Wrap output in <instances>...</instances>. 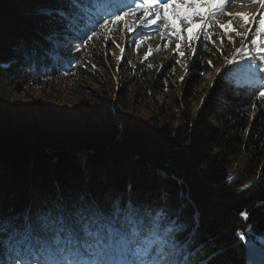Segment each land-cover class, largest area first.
Masks as SVG:
<instances>
[{
    "label": "trees",
    "instance_id": "trees-1",
    "mask_svg": "<svg viewBox=\"0 0 264 264\" xmlns=\"http://www.w3.org/2000/svg\"><path fill=\"white\" fill-rule=\"evenodd\" d=\"M111 1L100 0L99 10L107 11ZM67 7L65 0H0V94H23L64 77L106 84L87 56L116 71L112 57L91 41L82 45L79 18L73 30H63L45 15ZM129 61L123 59L118 68L129 81L155 74ZM199 62L194 69H202ZM170 70L163 69L148 86L160 93ZM183 86L182 100L197 101V75ZM213 88L181 127L136 123L113 136L107 129L84 136L44 133L0 112V218H22L53 200L84 193L101 201L111 197L141 210L164 209L182 223L180 264H250L246 239L264 248V98L258 96L260 87L226 74ZM126 93L124 88L117 95ZM135 97L128 102L146 101ZM90 146L87 155L73 156ZM238 232L246 233L244 239ZM4 259L7 264L12 258L5 253Z\"/></svg>",
    "mask_w": 264,
    "mask_h": 264
},
{
    "label": "snow or ice",
    "instance_id": "snow-or-ice-1",
    "mask_svg": "<svg viewBox=\"0 0 264 264\" xmlns=\"http://www.w3.org/2000/svg\"><path fill=\"white\" fill-rule=\"evenodd\" d=\"M65 2L67 9L46 10L45 15L63 30H73L79 18L83 27L76 31L84 47L93 37L103 34L98 29L115 31L125 16L153 7L160 10L156 11L154 19H147L152 12L145 11L144 26L155 25L159 30V22L162 21L167 36L176 28L173 20L180 21L187 28L194 20L201 19V32L184 35L193 41L202 39L205 46L211 40L207 31L210 26L221 28L224 36H227L233 23L244 27L242 14L226 13V6L235 0H160L159 3L157 0H133L132 4L125 6L126 10L117 8L103 12L98 8L100 0ZM248 3L250 6L260 5L259 27L255 29L259 35L252 34L250 44L253 47L249 49L245 41L252 30L236 33L242 37V47L236 48L232 57H225V60L229 66H246L252 73L259 72L261 90L258 96L264 98V0H248ZM169 7L172 9L171 17L165 11ZM204 8L207 12L201 11ZM225 14L233 17L228 26L217 24L215 18ZM109 19L112 27H109ZM126 27L128 31L132 30L131 26ZM57 31L54 29L49 35L50 40H54ZM182 38L178 32L177 39ZM136 46L140 47L139 42ZM188 47L195 55L197 49H193L191 44ZM152 54L153 50L149 49L145 59ZM179 54L183 55L182 52ZM240 215L248 219V213ZM183 227L164 209L141 210L134 202L125 204L111 197L101 201L84 193L74 199L53 200L46 206L25 213L22 218H0V264H6L5 253L12 258L7 264H180L177 257L182 251ZM237 235L244 239L246 233L238 232Z\"/></svg>",
    "mask_w": 264,
    "mask_h": 264
},
{
    "label": "rangeland",
    "instance_id": "rangeland-1",
    "mask_svg": "<svg viewBox=\"0 0 264 264\" xmlns=\"http://www.w3.org/2000/svg\"><path fill=\"white\" fill-rule=\"evenodd\" d=\"M157 2L159 3L160 0ZM132 3L133 0H112L106 4V9L107 11H115L117 8L126 10L125 6ZM159 10L156 7L151 10H137L134 15L125 16L116 26L115 31L99 29L103 34L92 38L91 42L95 43L104 55L109 54L112 57V65L116 69L113 71L110 63L107 62L106 68H100L93 59L94 56H87L90 69L105 75L106 80L103 82L106 84L103 87L91 82L87 85L80 82L78 78L64 77L44 84L40 88H29L23 94L8 91L0 94L1 115L18 126L34 127L46 133L54 131L61 135L78 134L81 136L93 132V129H107L109 134H113L120 124L127 128L136 123L144 126L146 124L150 128L160 122L161 126L177 128L190 114H195L199 105L213 92V86L222 75H231L238 80L243 79L259 88V72L252 73L246 66L241 68L235 65L229 66L225 60V57H232L236 48L242 47V37L236 35L238 32L244 33L246 29L252 30L245 41L249 49H252L253 46L250 44L252 34L259 35L255 33V29L259 27L258 21L261 15L258 3L250 6L248 0H235L234 3L226 6V13H239L244 16V21H242L244 27L241 28L233 23L227 36H224L221 28L210 26L207 30L211 36L208 46L204 45L202 39L193 41L184 35L185 33L195 35L201 32L203 30L201 19L194 20L187 28L180 21L173 20L176 28L168 32L167 36L162 21L159 22L161 24L159 30H156L155 25L144 26L145 11L152 12L147 19H154L156 11ZM165 11L170 17L172 16L170 7ZM201 11L207 12V9L204 8ZM215 19L217 24L228 26L233 17L225 14L218 15ZM126 26H131L132 30L128 31ZM109 27H112L111 19H109ZM178 32L183 36L182 39H177ZM229 38H231L230 41ZM222 40L223 44H221ZM137 42L140 44L138 48ZM189 44L193 49H197L195 55L189 49ZM149 49L153 50V54L145 59ZM181 52L183 55L179 54ZM205 54L210 55L205 57ZM125 58L130 60L129 65L139 64L138 66L142 69L145 68L147 72L155 74L143 81L139 78L129 81L125 74L118 71L121 61ZM196 61H200L202 69H194ZM209 61H211L210 64ZM166 68L171 70L163 76L162 89L158 93L150 87V84L148 86V83L151 78L155 80L157 76H160L162 70ZM193 74L200 79V86L196 89L197 95L195 96L198 99L197 101H183V82ZM143 85L146 86L145 89ZM124 88L127 93L121 97L118 96L117 92ZM110 89L113 91L110 92ZM135 95V98L143 97L146 101L128 102ZM160 113L163 117L159 115ZM88 173L89 171L85 172V174Z\"/></svg>",
    "mask_w": 264,
    "mask_h": 264
},
{
    "label": "water",
    "instance_id": "water-1",
    "mask_svg": "<svg viewBox=\"0 0 264 264\" xmlns=\"http://www.w3.org/2000/svg\"><path fill=\"white\" fill-rule=\"evenodd\" d=\"M124 128L125 127L122 124H120L118 130H116L115 132H117L118 134H121L124 131ZM43 132L46 133L45 131H43ZM115 132L113 134H109V131H108V135L113 136L115 134ZM90 148H92V147L91 146L88 147V149H86L85 151H83L81 153L73 154V156H77V157L78 156L79 157L85 156V155H87V153H89L91 151ZM45 149L48 153H56L57 152V150L52 149L51 147H46ZM245 249H246V252H245L246 260L248 263H250V264H264V248L261 247L260 245L256 244V243H254L250 239V237H248L246 239Z\"/></svg>",
    "mask_w": 264,
    "mask_h": 264
}]
</instances>
